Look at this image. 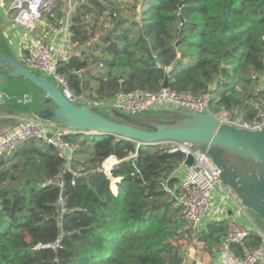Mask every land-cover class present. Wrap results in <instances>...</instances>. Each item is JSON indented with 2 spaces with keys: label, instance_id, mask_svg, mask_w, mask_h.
Listing matches in <instances>:
<instances>
[{
  "label": "trees",
  "instance_id": "1",
  "mask_svg": "<svg viewBox=\"0 0 264 264\" xmlns=\"http://www.w3.org/2000/svg\"><path fill=\"white\" fill-rule=\"evenodd\" d=\"M67 32L71 54L56 74L86 102L157 92L168 74L169 91L207 96L213 116L248 121L264 110V0H73ZM64 138L74 148L69 167L41 139L0 154V264H183L190 249L201 262L220 252L235 224L191 230L173 177L181 152L111 135ZM109 157L116 194L101 171ZM261 245L254 230L228 242L237 257Z\"/></svg>",
  "mask_w": 264,
  "mask_h": 264
},
{
  "label": "water",
  "instance_id": "2",
  "mask_svg": "<svg viewBox=\"0 0 264 264\" xmlns=\"http://www.w3.org/2000/svg\"><path fill=\"white\" fill-rule=\"evenodd\" d=\"M54 2L51 0V7ZM6 50L0 53V136L22 119H35L70 132L111 135L144 146L187 144L189 150L207 155L219 171L222 187L253 216L262 237L264 264V126L258 130L236 128L220 123L207 111L177 108L124 113L72 102L53 76L29 68L9 47ZM10 80L26 84L7 90ZM167 87L168 74L161 89ZM192 162L188 154L183 164L189 167Z\"/></svg>",
  "mask_w": 264,
  "mask_h": 264
},
{
  "label": "built area",
  "instance_id": "3",
  "mask_svg": "<svg viewBox=\"0 0 264 264\" xmlns=\"http://www.w3.org/2000/svg\"><path fill=\"white\" fill-rule=\"evenodd\" d=\"M51 0H11L8 4L5 0H0V10L4 18L10 23L22 28L28 35L32 33L37 24L43 20L46 12L51 10ZM21 62L32 69L40 70L47 75L53 76L63 88V95L72 102L82 103L88 106H106L115 108L124 113H134L144 110H155L162 108L187 109L192 111H207V96L193 99L189 96L178 94L168 89H160L157 92H133L118 95L110 102L90 103L75 97L64 85L63 80L56 74V64L61 48H55L52 44L44 42L39 37H28V41L23 47ZM2 95L0 93V100ZM208 112V111H207ZM220 123L235 126L236 128L247 130H258L264 126V110L257 109L256 116L251 120H244L241 117L231 118L225 114L217 117ZM74 133L62 129L59 126L44 123L35 119H22L21 123L0 137V154L10 153L24 142L30 139H41L45 144L55 147L66 161L69 167L72 160L73 146L64 138L65 135ZM169 148L171 152H181L185 157L190 154L193 158L191 166L186 167L183 179L179 183L180 196L177 198L179 206L183 209L185 220L189 223L194 233L199 232L204 214L208 210L209 202L213 193L218 190L230 196L236 214H246L241 207L239 199L227 188L222 187L219 171L212 164L205 153L191 151L187 144L163 143L149 146H163ZM140 144L137 143V147ZM135 154L132 155V158ZM184 162V161H183ZM117 163L114 157H109L101 167L103 174L111 180L112 191L116 194V182L112 179L111 169ZM184 165V164H183ZM69 170V169H68ZM71 171V170H69ZM72 172V171H71ZM85 173L72 172L73 178L83 177ZM62 174H58L54 183L61 185ZM74 179L71 181L73 185ZM53 182H48L53 183ZM56 206L58 211H64L63 200L58 198ZM246 235L242 229H233L227 236L226 242L220 250V260L222 264H262V245L254 250H243L241 257L235 256L228 248V242H240ZM57 242L52 244L54 248ZM187 252L184 254V261ZM184 264V262H183Z\"/></svg>",
  "mask_w": 264,
  "mask_h": 264
},
{
  "label": "crops",
  "instance_id": "4",
  "mask_svg": "<svg viewBox=\"0 0 264 264\" xmlns=\"http://www.w3.org/2000/svg\"><path fill=\"white\" fill-rule=\"evenodd\" d=\"M11 2V0H7V4ZM63 12V11H61ZM71 11L67 15L66 20H64L63 15L61 18L55 16L54 21L52 23L46 22L43 20L36 25L34 29V34L39 38L43 39L44 42L52 44L55 48H61L62 52L58 56V60L67 59L71 54V46L69 45V38H68V23L70 18ZM22 29V28H21ZM24 31V30H22ZM21 33L16 29L11 27L9 21H7L4 16L3 12L0 10V53H4L9 47L21 60L22 58V50L21 47L23 44L28 40L26 37L24 42L19 41L21 39ZM18 41V50L14 48V42ZM26 83L17 81V80H10L6 89L12 90L20 88V86ZM162 109H169V108H162ZM158 110V109H155ZM3 136V135H2ZM0 136V137H2ZM186 172V166L183 164L174 172L173 177L178 179V185L184 177ZM214 198H211L208 206L207 212L204 214L201 228L209 221H220L226 218H231L232 222L235 224L231 227L233 229H242L245 231H258L253 216L246 211V214H236V210L232 204L231 198L224 192H219L216 190L213 193ZM212 195V196H213ZM200 228V229H201ZM260 234V233H259ZM184 264H222L220 260V252L215 255V257L211 260H205L203 262L199 261L195 256V251L190 249L187 251V256L185 258Z\"/></svg>",
  "mask_w": 264,
  "mask_h": 264
},
{
  "label": "rangeland",
  "instance_id": "5",
  "mask_svg": "<svg viewBox=\"0 0 264 264\" xmlns=\"http://www.w3.org/2000/svg\"><path fill=\"white\" fill-rule=\"evenodd\" d=\"M6 1V3H7V0H5ZM56 1V0H55ZM62 3H63V5L60 7V12L61 11H63V12H61L62 14H63V18H64V20H66V18H67V15L69 14V12L71 11V8L73 7V0H62ZM55 5V2H54V4L52 5V7ZM52 9V8H51ZM51 11V10H50ZM49 11V12H50ZM48 14H46L45 16H44V20H46V22H48V23H51L50 21H48V16H47ZM53 15V18H55V15L54 14H52ZM11 24V27L13 28V29H16L17 31H19L20 33H21V39L19 40V41H22L23 42V40L26 38V37H38V36H36L35 34H34V32H32V33H30L29 35L25 32V31H22L23 29H21L19 26H17V25H15L14 23H10ZM26 40H24V42H25ZM28 41V40H27ZM26 41V42H27ZM26 42L23 44V46L21 47V50L23 49V47H25V44H26ZM14 48H15V50H18V41H15L14 42ZM160 147H164V145L163 146H160ZM212 198H214L215 199V197H214V195L212 196ZM216 200V199H215Z\"/></svg>",
  "mask_w": 264,
  "mask_h": 264
}]
</instances>
